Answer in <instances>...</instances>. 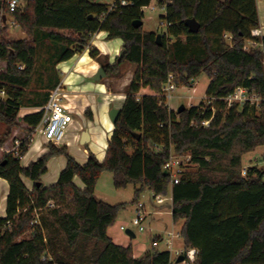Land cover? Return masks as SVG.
<instances>
[{"label":"trees","instance_id":"trees-1","mask_svg":"<svg viewBox=\"0 0 264 264\" xmlns=\"http://www.w3.org/2000/svg\"><path fill=\"white\" fill-rule=\"evenodd\" d=\"M128 1L133 3L110 9L99 0H28L11 11L0 0V11L27 35L0 37V123L6 126L0 132V177L8 182L0 264H171L169 250L152 248L135 257L131 244L109 236L126 203L98 200L95 188L104 171L113 174L116 188L138 185L135 204L145 189L172 196L173 221L183 222L180 238L185 249H196L194 264H264V166H248L243 174V156L264 146V37L252 33L260 27L257 0H159L167 4L161 44L157 32L133 24L143 21V7L152 0ZM190 18L199 22L198 32L190 31ZM101 31L108 39L121 38L125 47L121 59L101 61L108 75L125 62L136 64L105 158L89 151L80 163L68 146L47 144L46 152L24 165L14 154L16 141L24 156L43 114H21L39 44L56 46V63L87 49L97 59L91 41ZM247 40L256 44L245 49ZM203 74L210 78L207 102L171 109L162 96L169 76L176 85L193 87ZM238 87L256 94L259 105L228 106L225 98ZM86 113L93 117L89 108ZM172 154L188 156L178 183L164 173ZM56 155H65L66 164L57 181L45 186L42 177Z\"/></svg>","mask_w":264,"mask_h":264},{"label":"rangeland","instance_id":"rangeland-1","mask_svg":"<svg viewBox=\"0 0 264 264\" xmlns=\"http://www.w3.org/2000/svg\"><path fill=\"white\" fill-rule=\"evenodd\" d=\"M28 0H20L21 8H25ZM115 0H99L100 3L106 4L111 6L114 3ZM155 7V8H153ZM144 11V18H143V30L145 31H153L157 33H161L165 31L166 25L163 19H161V15H164L166 13L165 7L159 2V0H152L149 6H146L143 8ZM4 17V18H3ZM12 16L4 13L3 11H0V37H3L7 40H13V39H23L26 38V32L23 30V28L15 23H12ZM255 30V29H254ZM254 30L252 33L254 34ZM42 33H39V37H42ZM97 34L94 35L93 40L91 41V45L99 50V58L96 59V61L101 64L102 62H109L114 63L119 50L112 51L111 53L102 54L101 50L97 47L95 44V41L99 40L100 36H97ZM124 42V41H123ZM252 45V42L250 40L246 41V46L250 47ZM124 46V44H123ZM86 51H89L87 49ZM85 51V52H86ZM85 52L82 54H78V58L80 55H84ZM87 53V52H86ZM89 54V53H88ZM57 58V48L55 45L48 43V42H41L38 46V61L37 65L33 74V79L31 82L30 87L26 91L25 98L23 100V104L21 106V114L32 112L39 110L41 107L45 105L47 102V94L49 93V90L53 88L55 85L62 84L67 92V99L72 102H75L77 105V109L73 110V113L75 116L80 118V123L83 125V127H87L90 129V131L95 134L92 136V140L87 144L83 145L79 141L73 143L70 147H68L69 153H71L72 156H74L78 161L82 160L85 156L84 147L87 146L88 149H90L93 153L96 154V156L99 158L100 155L103 154L104 150V144L107 142L108 138V130L106 123L103 122L102 114H98L97 117L90 118L88 114L86 113V107L82 108V104L85 103L86 100H84V97L77 96L74 93L71 94L73 88L76 89L77 85H80L79 82L74 81V76L72 77V84L69 85L66 82L67 74L63 71V68H61L60 63H56ZM77 62V60H75ZM71 63V62H70ZM75 65H73L72 70L77 72L75 69ZM136 68V64L125 62L121 65L119 70L115 72L114 74L108 75L106 73V76L103 77L99 83H102L105 85V89L107 91L106 101H109L110 107H121L124 101V92L126 89V86L130 83L134 70ZM78 73V72H77ZM93 74L89 75V79L92 77ZM78 77V76H77ZM76 77V79H77ZM84 81V79L82 80ZM88 81V80H87ZM210 83V78L208 75L203 74L200 76L196 82L194 83L193 87L189 86H181L177 85V88L173 91H171V95L173 98L170 100L166 99L167 104L170 107L169 101L173 102L174 109L177 111V108L184 104L186 107L194 106V105H200L202 102H207L208 98L206 95L208 85ZM91 91V90H90ZM144 92H150V89H143L141 93ZM94 95H90L88 93V89L84 91L85 98L88 100H95L97 101L98 105L101 104L100 100H102V97H99L101 91L93 89ZM83 98V100H82ZM114 98V100H112ZM92 105L95 107V103H92ZM88 105V106H92ZM92 108V107H91ZM91 108H89L91 110ZM92 111V110H91ZM6 126L0 123V132L3 133ZM22 133V131H21ZM40 137L35 136L33 139L30 148L28 152L25 154V157L22 159V163L26 165L31 160L36 157L39 152V143L35 144L36 141H38ZM11 145V142L8 144ZM48 145L43 144L42 148H46V151L48 150ZM61 147V146H57ZM42 155V154H41ZM257 161L260 162V165L264 164V151L261 152L260 150L256 152ZM180 160H183L184 164L187 163L188 156L186 155H180ZM80 162V161H79ZM66 163V157L65 155H56L49 159L48 162V171L46 174L42 177V183L44 185L51 184L57 181L59 177V173L61 171V168ZM26 184L29 188L32 187V182L25 179ZM29 185H28V183ZM78 184L81 185V181L79 178H77ZM8 185L3 186V184L0 182V201L2 203L3 196L6 193L5 190H8ZM138 185H135L133 183L127 185L124 188H116L114 186L113 182V174L110 171H104L95 188V195L102 200H104L107 203L110 204H119V203H126L125 208H123L119 214L118 217L111 227H119L121 223H129L131 227L132 219L136 215V204L133 203L134 195H135V189ZM6 188V189H5ZM139 202L145 204L146 211H153V210H165L168 209L166 204L160 205L157 209H155V200L153 192L149 189H145L143 192H141L139 196ZM170 202V201H168ZM2 207L0 208V214L2 213ZM154 216V217H153ZM157 219V220H156ZM133 231L136 234V237L130 238L131 241H135L136 239L138 241H142L146 245L149 246V248L152 249V239L155 237V235H159L163 237V240H159L157 248L158 250H169L171 252L172 261L175 262L177 259L176 256V249H183V241L181 238H176L174 247L171 250L167 246V239L170 237L168 233L170 231L178 232L180 231V225L179 223L174 224V221L172 219L171 214H149L146 221H145V227L146 229L141 231L136 226H132ZM122 233V232H121ZM124 238L125 232L122 233ZM131 244V243H130ZM128 244V245H130ZM127 245V246H128Z\"/></svg>","mask_w":264,"mask_h":264},{"label":"built area","instance_id":"built-area-1","mask_svg":"<svg viewBox=\"0 0 264 264\" xmlns=\"http://www.w3.org/2000/svg\"><path fill=\"white\" fill-rule=\"evenodd\" d=\"M5 4L10 8L11 11L21 7L20 0H4ZM130 2L128 0H120L119 4L115 1L110 6V9H115L119 5H128ZM150 5V4H149ZM148 5V6H149ZM163 7L167 4L163 3ZM144 8V7H143ZM155 8V7H153ZM12 23L15 22L13 21ZM167 26V24L165 23ZM166 31V29H165ZM165 31L161 32L163 34ZM254 35H258L257 30H254ZM252 44H256L255 41H251ZM245 49H248L245 45ZM177 88L176 83L173 81V76L170 75L167 83L162 87V96L166 99L170 100L172 98L171 91ZM228 106H232L235 103L244 104L247 101L259 105L261 99L254 93H250L245 87H238L235 91L225 98ZM39 110L42 111V118L40 123L35 127L31 134V140L35 138V136H39L40 138L35 144L41 143L43 144H53L56 146H70L73 141L80 139V132L83 130V125L78 122L75 118V114L73 113V108L70 106V102L67 99V92L63 85L60 83L55 85L53 88L49 90L47 102L43 107ZM209 120L203 121V125H209ZM75 126V131L71 132V127ZM70 133L73 136L70 137ZM20 142L16 141V146L14 147V154L19 156L21 159L24 156L20 155L19 152ZM158 148V147H157ZM183 160H180V155L172 154L169 160L165 163L164 169L167 170L170 175L173 183H178L181 179L183 172ZM243 173H246V170H243ZM154 200L157 204H164L166 201H170L172 206V196L168 195H157L154 196ZM50 206H54L53 203ZM148 217V212L146 211L145 204L141 202L136 203V215L132 219L131 227L130 224L121 225V229L126 232L127 229L133 230L132 226H136L139 230L143 231L146 229L145 221ZM170 237L167 239V246L172 250L174 247L173 238L180 237V232L170 231L168 233ZM177 259L180 255H184V259L181 262L172 261L171 264H194L196 257V249L188 248V249H176Z\"/></svg>","mask_w":264,"mask_h":264},{"label":"crops","instance_id":"crops-1","mask_svg":"<svg viewBox=\"0 0 264 264\" xmlns=\"http://www.w3.org/2000/svg\"><path fill=\"white\" fill-rule=\"evenodd\" d=\"M257 5H258V12H259V17H260V27L257 28V29H255V30H257V32H258L259 35H261V36L264 37V0H257ZM97 36H100V38H99V40L95 41V44L101 50L102 54L111 53L112 51H116L117 52L118 50H120V48L124 44V42H123V40L121 38L108 39L107 38V32L106 31L99 32ZM86 52H85L84 55H80L79 56V59H77L78 58V54H75L69 60L62 61L60 63V66H61V68H63V71L67 74V78H66V82L65 83H68L69 85H71L72 82H73L71 80L73 76H74V81L76 80L75 82H79L80 85H77L76 86V89L73 88L72 92H70V93L71 94L74 93L77 96L79 95V96L84 97V100H86V101H85L84 104H82L81 107L82 108H84L85 106H87L86 108H91L92 107L91 108V110H92L91 112H92V116L93 117H97L98 114H102L103 122L106 123L107 130H108V138H107V142H105V144H104L103 154L99 156V159L100 160H103L105 158V155H106V149H107V145H108V139L111 137L112 131L114 129V124L111 121L110 116H109V112H110L111 108H113V107H110V103H109L110 100L109 101H106L107 99H105L106 98V95L105 94L107 93V91L105 89V85L102 84V83H99L100 80L99 81H96V80L93 79V76L96 74L98 68L100 66H102V65L99 64L96 61L95 58H93V57L90 56L89 51H86ZM75 60H77V62ZM73 65H75V68L74 69L78 73L75 72L74 70H72ZM90 74H93V75L89 79V75ZM76 77H77V79H76ZM83 79H84V81H82ZM86 89H88V93L90 95H94L93 89L98 90L99 92L101 91V93L99 95V97H102V100H100L101 104L98 105L99 102L97 103L96 100H95V102H93V100H89V99L87 100L85 98V95H84V91ZM82 100H83V98H82ZM112 100H114V98ZM124 100H125V96H124ZM69 102H70V106L73 109H77V105L75 104V102H72L71 100ZM92 103H95V107H97V108H94V106L92 105ZM123 103H124V101H123ZM89 104L92 105V106L91 107L88 106ZM169 104H170V108L173 109V110H175L174 109L173 102H170L169 101ZM122 106H123V104H122ZM27 113H29V112H27ZM23 114H26V113H23ZM75 118H76V120L78 122L80 121V118H78L77 116H75ZM75 126L76 125H74V126L71 127V132L75 131V129H76ZM85 129L88 130V132L90 133V141H91L92 140V136H94L95 134H93L90 131L89 128L83 127V130H85ZM82 131L80 132L79 142L81 140V133H82ZM69 135H70V137L73 136L72 133H70ZM75 142H77V140L76 141L75 140L73 141V143H75ZM87 144H85V145H87ZM42 145H43V143H41V141H40L39 142V152H40V154H38L36 157H38L41 154H43L44 152H46V148L43 149L42 148ZM259 150L261 152H263L264 151V146H260V147L256 148L254 151L248 152V153H246L243 156L244 170L248 166H253V165H258L260 167L261 166L262 167L264 166V164L263 165H260V162L257 161L258 158L256 156V152L259 151ZM84 151H85V156H84V158L82 160H79L80 163H85L87 161L88 156H89V151H91V150L88 149V148H86V147H84ZM35 159L36 158H34L33 160H35ZM64 166L61 168V170L64 168ZM77 178L78 177L75 178V182L78 184ZM0 182L3 184V186H6V184L8 185V182L5 179L1 178V177H0ZM51 184H53V183H51ZM28 185H29V183H28ZM48 185H50V184H46L45 186H48ZM78 185L83 187V184L82 183H81V185L80 184H78ZM5 191L8 194V190H5ZM7 194H5L3 196L2 203L0 201V208L2 207V211H1L2 213L0 214V216H5V214H6V199H7ZM165 204H166L165 207L169 208V210L168 209H165V210H153L152 212L149 211L148 212V215L149 214H153V212H154V214H168L169 213V214L172 215L171 203L168 202V201H166ZM160 205H162V204H157L155 202V205H154L155 206V209H157ZM172 219H173V215H172ZM123 224H125V223H121L119 225V227H117V226L116 227H110L108 229L109 236L112 237L113 240L116 243L121 244L123 246H127L128 244L131 243L132 248H133L134 256L135 257H141V256H143L151 248H149V246L146 245L145 243H143L142 241H138L137 239L134 242L133 241L130 242V240H131L130 238H132V237L129 234H127L125 231H123L121 229V225H123ZM174 224H176V223H174ZM179 225H180V230H181V228L183 226V222H179ZM121 232L122 233L125 232V236H126L125 238H124V236H123V234ZM178 232H180V231H178ZM160 237L161 236H159V235H155V237L152 239V242H151L152 243V246H153L152 248L158 249L157 248V245H158L159 240L156 241V242H154V239L155 238L160 239ZM176 238H180V237L173 238V244L175 243V239ZM160 240H163V237H161Z\"/></svg>","mask_w":264,"mask_h":264},{"label":"water","instance_id":"water-1","mask_svg":"<svg viewBox=\"0 0 264 264\" xmlns=\"http://www.w3.org/2000/svg\"><path fill=\"white\" fill-rule=\"evenodd\" d=\"M187 25L189 26V29L191 32H198L199 29H200V24L199 22L195 19V18H190L186 21ZM134 26L135 27H140L143 25V21L142 20H134L133 22ZM156 39H157V42L159 44L162 43V34L161 33H158L156 35ZM125 53V47L122 46L119 50V53H118V58L121 59L123 57ZM106 76V71L104 69L103 66H100L96 72V74L93 76V79L96 80V81H99L101 80L103 77ZM186 108V106L184 104L180 105L178 108H177V112H181L183 111L184 109ZM121 110H122V107H113L111 108L110 112H109V116H110V119L111 121L113 122V124H115L121 114ZM90 141V133L88 132V130H83L82 133H81V144L85 145L87 144L88 142ZM165 174H168V171L165 170L164 171ZM98 200H101L99 197H98ZM126 233L129 234L131 237H135L136 234L133 230L131 229H127L126 230ZM184 259V255H180L177 259V262H181L182 260Z\"/></svg>","mask_w":264,"mask_h":264}]
</instances>
